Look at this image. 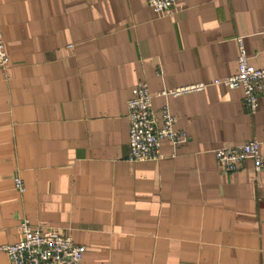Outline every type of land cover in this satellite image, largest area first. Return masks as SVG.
I'll list each match as a JSON object with an SVG mask.
<instances>
[{
	"label": "crops",
	"instance_id": "1",
	"mask_svg": "<svg viewBox=\"0 0 264 264\" xmlns=\"http://www.w3.org/2000/svg\"><path fill=\"white\" fill-rule=\"evenodd\" d=\"M177 1L165 15L147 0H0V245L27 218L84 245L83 264H264V170L215 155L253 138L264 151V91L255 113L241 87L160 94L236 73L238 37L264 68V0ZM141 81L188 140L131 163Z\"/></svg>",
	"mask_w": 264,
	"mask_h": 264
},
{
	"label": "built area",
	"instance_id": "2",
	"mask_svg": "<svg viewBox=\"0 0 264 264\" xmlns=\"http://www.w3.org/2000/svg\"><path fill=\"white\" fill-rule=\"evenodd\" d=\"M157 13L172 14L177 10V0H147ZM239 56L236 73L209 82L179 85L165 88L160 94L178 96L204 90L209 85H225L228 88L241 87L244 91V104L252 113L258 107V98L264 91V68H256L250 63L242 37H238ZM0 68L7 75L10 57L6 41L0 29ZM133 96L128 100L129 154L131 163L157 162L163 158L161 143L169 140L178 147L188 140L185 130L176 127L177 116L168 105L160 109L157 116L147 81H141L132 89ZM219 164L228 171L238 170L245 162L251 161L257 172L264 170V151L261 143L253 138L245 143L224 145L215 150ZM15 187L25 191L20 176L15 179ZM85 246L78 244L73 236L52 227H35L24 218L21 223V237L17 241L1 244L0 252L8 255L11 264H83Z\"/></svg>",
	"mask_w": 264,
	"mask_h": 264
}]
</instances>
